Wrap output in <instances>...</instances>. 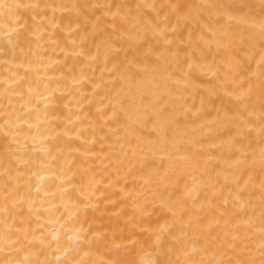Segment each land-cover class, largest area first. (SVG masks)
I'll use <instances>...</instances> for the list:
<instances>
[{"label": "bare ground", "instance_id": "bare-ground-1", "mask_svg": "<svg viewBox=\"0 0 264 264\" xmlns=\"http://www.w3.org/2000/svg\"><path fill=\"white\" fill-rule=\"evenodd\" d=\"M0 264H264V0H0Z\"/></svg>", "mask_w": 264, "mask_h": 264}]
</instances>
